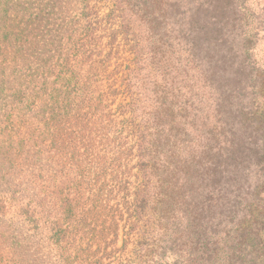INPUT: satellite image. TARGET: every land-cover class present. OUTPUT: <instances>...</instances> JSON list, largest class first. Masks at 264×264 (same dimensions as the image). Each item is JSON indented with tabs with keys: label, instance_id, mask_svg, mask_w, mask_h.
Masks as SVG:
<instances>
[{
	"label": "trees",
	"instance_id": "16d2710c",
	"mask_svg": "<svg viewBox=\"0 0 264 264\" xmlns=\"http://www.w3.org/2000/svg\"><path fill=\"white\" fill-rule=\"evenodd\" d=\"M72 1L79 38L52 68L39 121L50 147L28 175L0 177L16 206L0 228L14 264L43 249L57 264H264V83L240 61L237 34L184 24L193 0H142L148 45L110 73L88 1ZM105 81L109 107L120 98L107 115L95 95Z\"/></svg>",
	"mask_w": 264,
	"mask_h": 264
},
{
	"label": "rangeland",
	"instance_id": "374dc122",
	"mask_svg": "<svg viewBox=\"0 0 264 264\" xmlns=\"http://www.w3.org/2000/svg\"><path fill=\"white\" fill-rule=\"evenodd\" d=\"M10 1L16 3L18 7L16 11L5 15L3 10L11 6ZM86 1L91 9L89 15L97 28L94 46L95 48L100 46L104 55L108 56L110 62L108 72L128 65L129 60H133L132 52L141 53L146 49L148 41L145 31L153 30L148 28L143 18L142 0ZM230 2V10L227 7L226 13L225 10L216 8L217 3L214 0H207L203 8L204 13L198 14L195 11L199 1L193 0L189 13L191 18L183 19V23L190 21L192 28L203 27V31H232L237 34L233 47L240 61L251 65L255 81L260 84L259 91L264 83V0ZM222 3L227 5L226 1L219 4ZM20 5L27 11L22 12ZM81 8L82 5L75 6L72 0H0V177L5 174L12 179L21 168L28 175L36 163H43V154L50 147V141L48 135L41 132L42 125L39 121L49 109L48 95L51 89L48 82L55 78L50 77V73L58 59L68 53L72 41L75 43L79 38L80 31L73 28L77 27L75 22L81 18L83 13ZM63 20L64 25H67V31H62ZM173 20V16L168 12L156 23L159 27H167V23L172 25ZM26 25L29 31L10 29L24 28ZM34 29L36 31H30ZM247 46L250 48L248 56L245 53ZM108 85L109 83L105 81L95 93L104 94V104L108 107L104 115H107L110 109L114 110L120 99L109 107L111 100ZM263 93L261 90L260 94ZM99 113L100 110L94 111L97 115L94 119L96 122L99 120ZM92 127L98 134L99 126L94 123ZM67 140L71 138L68 136ZM12 191L13 188L10 191L0 186V206L4 205L7 212L0 223V228L4 227L5 221L15 215L16 206ZM155 214L153 215L157 217ZM157 232L159 235L162 233L160 230ZM121 245L120 237L117 247ZM9 248V242H4V237H0V264H14L15 257L9 253ZM132 248L133 245L129 243L121 254L123 259L130 257ZM55 259L54 253L43 249L34 258V262L57 264ZM108 262L109 260H105L106 264Z\"/></svg>",
	"mask_w": 264,
	"mask_h": 264
}]
</instances>
